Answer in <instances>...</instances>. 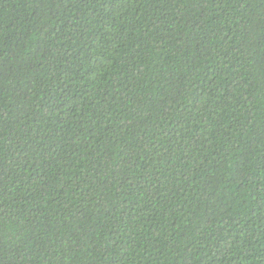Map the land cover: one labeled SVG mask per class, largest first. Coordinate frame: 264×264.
<instances>
[{
	"label": "trees",
	"instance_id": "obj_1",
	"mask_svg": "<svg viewBox=\"0 0 264 264\" xmlns=\"http://www.w3.org/2000/svg\"><path fill=\"white\" fill-rule=\"evenodd\" d=\"M0 264H264V0H0Z\"/></svg>",
	"mask_w": 264,
	"mask_h": 264
}]
</instances>
